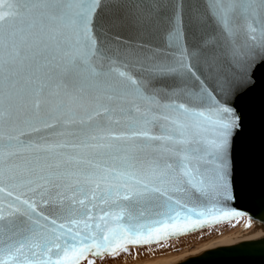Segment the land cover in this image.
I'll use <instances>...</instances> for the list:
<instances>
[{
    "label": "snow or ice",
    "instance_id": "snow-or-ice-1",
    "mask_svg": "<svg viewBox=\"0 0 264 264\" xmlns=\"http://www.w3.org/2000/svg\"><path fill=\"white\" fill-rule=\"evenodd\" d=\"M257 92L264 0H0V264H75L264 203V169L238 159Z\"/></svg>",
    "mask_w": 264,
    "mask_h": 264
},
{
    "label": "water",
    "instance_id": "water-1",
    "mask_svg": "<svg viewBox=\"0 0 264 264\" xmlns=\"http://www.w3.org/2000/svg\"><path fill=\"white\" fill-rule=\"evenodd\" d=\"M238 159L242 170L246 165L251 167L258 184L262 169H264V97L259 92L254 94L251 106L248 109V131L238 147ZM190 201L191 203H199L194 197H191V194ZM60 207L58 204H53L52 211L56 212ZM230 208L243 213V215L221 219L217 223H205L203 227H197L183 235L171 236L167 239H161L158 242L125 244L124 239H120L110 245V247L116 249L114 253L105 252L99 256L88 253L84 258L75 261V264H81L89 256L101 257L104 255H113L126 247L157 244L243 216H249L251 218L248 226L236 233L228 235L209 251L184 260L165 264H264V203L258 198H244L233 201ZM163 210L161 209V211Z\"/></svg>",
    "mask_w": 264,
    "mask_h": 264
},
{
    "label": "rangeland",
    "instance_id": "rangeland-1",
    "mask_svg": "<svg viewBox=\"0 0 264 264\" xmlns=\"http://www.w3.org/2000/svg\"><path fill=\"white\" fill-rule=\"evenodd\" d=\"M250 220L251 218L249 216H243L231 221L223 222L213 226H208L200 231L191 233L189 235L174 238L157 244H150L144 246H130L126 247V250H121L113 255H104L101 257L89 256L81 264H89V261H92L93 264L159 263L162 260H168V258L176 257L177 255H180L184 252H192L198 249L199 245L201 247L205 244L207 240L213 239V237L222 236L225 233L231 234L234 232H238L239 230H241V228L243 229L244 227L248 226ZM219 232H221V235L219 234Z\"/></svg>",
    "mask_w": 264,
    "mask_h": 264
},
{
    "label": "bare ground",
    "instance_id": "bare-ground-1",
    "mask_svg": "<svg viewBox=\"0 0 264 264\" xmlns=\"http://www.w3.org/2000/svg\"><path fill=\"white\" fill-rule=\"evenodd\" d=\"M238 229V228H237ZM240 229V228H239ZM242 229V228H241ZM229 231V230H228ZM240 231V230H239ZM224 232V231H223ZM236 233V232H234ZM219 234L221 235V232H219ZM232 234V233H231ZM228 235H230V233H225L223 234L222 236H216V237H213V239H210V240H207L205 242L204 245H202L200 247L199 245V248L192 251V252H184L180 255H177L176 257H171V258H168V260H162L160 261L159 263H153V264H165V263H170V262H175V261H180V260H184V259H187V258H190V257H193V256H196L198 254H201V253H204L206 251H209L210 249H212L213 247H215L222 239H224L225 237H227ZM203 238V237H202ZM181 247V246H180ZM189 247V246H188ZM179 248V247H178ZM182 248V247H181ZM175 250V249H174ZM183 251V250H182ZM191 251V250H190ZM173 252V251H172ZM174 253V252H173ZM162 254V253H161ZM172 254V253H171ZM158 255V254H157ZM151 257V256H150ZM146 259V258H145ZM155 262V261H154ZM158 262V261H157Z\"/></svg>",
    "mask_w": 264,
    "mask_h": 264
}]
</instances>
